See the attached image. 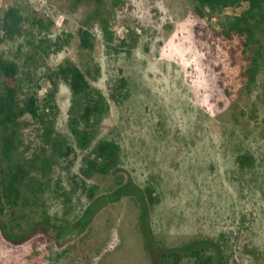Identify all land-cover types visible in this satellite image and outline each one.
Wrapping results in <instances>:
<instances>
[{"label":"rangeland","instance_id":"obj_1","mask_svg":"<svg viewBox=\"0 0 264 264\" xmlns=\"http://www.w3.org/2000/svg\"><path fill=\"white\" fill-rule=\"evenodd\" d=\"M71 3L0 0V11L19 6L53 23L41 33L25 24L21 37L0 43V54L21 63L34 51L28 42L66 38L59 52H49L46 65L69 60L81 69L98 66L92 85L110 105L99 138L120 146L121 165L110 176L85 179L82 153L61 159L44 180L38 204L18 207L12 217L14 230L28 239L14 244L0 232V264H158V252L144 249L138 230L145 220L151 243L163 249L208 241L220 253L219 264H264V51L247 89L240 41L215 35L242 9H225L211 20L193 14L191 0H121L117 8L106 0L104 17L114 39L107 45L94 24L88 52L79 48L77 31L94 5L72 12ZM121 76L129 96L116 102L109 94ZM40 87L42 100L46 79ZM69 98L60 84L56 131L73 146L66 124ZM21 141L18 153L28 159L41 147L36 126L24 128ZM242 154L254 158L251 169H239L236 157ZM83 181L96 187L95 198L110 195L118 183L150 186L158 203L144 214L136 197L113 199L84 227L79 219L89 201ZM44 216L50 227L41 223Z\"/></svg>","mask_w":264,"mask_h":264},{"label":"trees","instance_id":"obj_2","mask_svg":"<svg viewBox=\"0 0 264 264\" xmlns=\"http://www.w3.org/2000/svg\"><path fill=\"white\" fill-rule=\"evenodd\" d=\"M191 3L193 14L199 18L211 19L225 9H242L238 15L227 17L215 35L226 41H240L243 53L247 54L246 68L241 77L249 89L255 83L263 61L264 0H191ZM91 4L94 8L85 16L77 31L79 48L88 52L94 48L91 34L94 24H98L107 45L114 39V33L109 31L108 19L104 17V14L109 13L105 9L106 0H72L71 11ZM120 4L121 0H111L112 8ZM30 23L40 33L48 32L53 26L51 21L35 17L34 13L29 14L19 6L0 11V43L13 42L21 37L25 33V24ZM66 43V38H57L52 44L48 39L40 40L37 45L28 42L34 51L26 54L21 63L0 54V232L6 241L14 244L27 240L28 235L14 230L11 223L17 222L12 217L18 207L38 204L45 186L44 180L61 159L68 158L75 151L82 153L80 172L85 179L110 176L118 172L121 165L120 146L114 141L99 138L102 123L110 113L107 99L92 85L100 75L99 67L95 65L81 69L69 60L56 68L45 63L49 52H59ZM41 79H46L49 90L39 100L37 94L41 89ZM60 84L65 85L70 94L66 124L73 146L56 131V96ZM128 96V81L121 76L114 81L109 97L121 102ZM31 125L36 126L41 147L24 159L18 153L22 144V130ZM236 163L240 170H245L251 169L255 160L250 154H242L236 157ZM117 186L110 195L95 198L96 187L87 188L83 181L82 189L86 191L89 201L79 219L84 227L95 212L113 199L136 197L141 203L140 211L144 214L158 203L150 186L140 189L130 181L118 183ZM41 223L50 227L47 216ZM138 230L144 241V249H156L158 252V264H219L220 253L208 241L199 245L191 241L179 247L163 249L151 243L148 220L140 221ZM210 249L217 251L209 255L207 251Z\"/></svg>","mask_w":264,"mask_h":264},{"label":"built area","instance_id":"obj_3","mask_svg":"<svg viewBox=\"0 0 264 264\" xmlns=\"http://www.w3.org/2000/svg\"><path fill=\"white\" fill-rule=\"evenodd\" d=\"M214 19V17L213 18H211V20H213Z\"/></svg>","mask_w":264,"mask_h":264}]
</instances>
